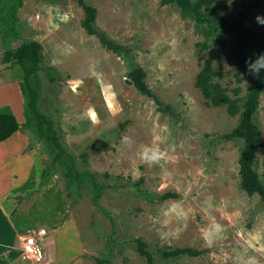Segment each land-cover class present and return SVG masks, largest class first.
I'll return each mask as SVG.
<instances>
[{
	"label": "rangeland",
	"instance_id": "rangeland-1",
	"mask_svg": "<svg viewBox=\"0 0 264 264\" xmlns=\"http://www.w3.org/2000/svg\"><path fill=\"white\" fill-rule=\"evenodd\" d=\"M85 1L96 8L94 27L131 51L172 113L127 83L128 62L84 31L75 0H22L18 36L0 38V112L21 124L20 150L11 141L0 144V264H94L95 257L145 264L137 238L154 264H264V204L240 187L241 139L226 137L240 113L206 105L194 84L208 52L197 46L203 35L193 18L174 2ZM245 2L216 0L204 12L264 34L254 19L264 15V5L247 11ZM8 6L0 0L3 14ZM24 38L41 44L42 69L31 82L40 92L39 110L53 120L66 150L46 178L41 171L51 155L44 130L24 113L21 69L1 61ZM47 66L56 80L48 79ZM214 66L223 75L213 80L242 108L251 82L229 43ZM253 118L264 142V89ZM74 169L94 173L106 186L99 207L89 183L68 173ZM254 169L264 183V145L256 148ZM164 192L176 196L159 199ZM40 227L47 231L44 254L34 261L22 252L20 236ZM163 247L200 253L162 258Z\"/></svg>",
	"mask_w": 264,
	"mask_h": 264
},
{
	"label": "trees",
	"instance_id": "trees-1",
	"mask_svg": "<svg viewBox=\"0 0 264 264\" xmlns=\"http://www.w3.org/2000/svg\"><path fill=\"white\" fill-rule=\"evenodd\" d=\"M9 6L6 13L0 11V38L10 41L18 36L16 9L22 0H8ZM83 10L81 26L88 35H94L99 43L113 53L120 55L129 64L126 75L127 83L142 95L151 98L159 111L172 113V108L165 104L151 90L147 84L144 69L135 62L131 51L124 45L110 39L104 32L94 27L96 8L85 0H75ZM216 0H161V3H177L184 16H190L195 21L198 31L203 39L197 43L200 50L208 52V59L195 76L194 84L200 90L206 105H226L230 115L240 113L237 125L226 134L229 139H241V148L238 159L240 187L248 195L258 194L264 204V183L254 169L256 159V148L263 146L264 142L259 139V127L254 121V114L258 106V98L264 89V74L255 78L246 71L245 60L255 58L253 53L264 52V34L258 33L252 28L231 21L229 16L206 14L204 9L211 6ZM264 5V0H246L244 7L247 11ZM229 43L232 53L239 62L241 69L250 79L249 89L244 95L242 108L237 98H231L226 88L214 77H222L223 73L214 63L220 59ZM6 65L17 64L21 69L22 79L20 87L24 96V113L31 117L34 126L44 130L46 147L51 155V164L41 171V177L46 178L52 171V166L61 163L66 155V150L60 140L53 120L39 110L40 92L37 85L31 82V78L37 76L38 70L42 69L41 44L33 39L24 38L19 45L12 50H7L1 59ZM50 81L57 79V74L51 66L45 68ZM20 122L11 113L0 112V142L9 138L20 127ZM68 173L78 182L87 181L90 185L91 197L94 204L99 207V199L106 186L97 181V177L90 171L69 170ZM173 192H164L159 199L175 197ZM135 249L141 255L145 264H154L155 256L149 250L147 244L141 239H135ZM200 252L190 248L163 247L158 250L162 258H175L183 254L197 255ZM109 257H95L94 264H109Z\"/></svg>",
	"mask_w": 264,
	"mask_h": 264
},
{
	"label": "built area",
	"instance_id": "built-area-1",
	"mask_svg": "<svg viewBox=\"0 0 264 264\" xmlns=\"http://www.w3.org/2000/svg\"><path fill=\"white\" fill-rule=\"evenodd\" d=\"M47 236L44 227H40L36 232H27L21 237V249L25 256L30 257L34 261H40L43 258L44 248L42 239Z\"/></svg>",
	"mask_w": 264,
	"mask_h": 264
},
{
	"label": "clouds",
	"instance_id": "clouds-1",
	"mask_svg": "<svg viewBox=\"0 0 264 264\" xmlns=\"http://www.w3.org/2000/svg\"><path fill=\"white\" fill-rule=\"evenodd\" d=\"M254 19L257 24L264 26V15L257 13ZM253 56L255 57L254 59L247 58L245 60L246 71L253 77L259 78L264 74V52L253 53ZM155 158L157 157L154 155L153 159Z\"/></svg>",
	"mask_w": 264,
	"mask_h": 264
},
{
	"label": "crops",
	"instance_id": "crops-1",
	"mask_svg": "<svg viewBox=\"0 0 264 264\" xmlns=\"http://www.w3.org/2000/svg\"><path fill=\"white\" fill-rule=\"evenodd\" d=\"M18 133H19V134H18ZM17 135H18V136H17ZM13 139H15L14 142H13ZM18 139H21V136H20V128H19L16 132H14L9 138H7L6 140L0 142V144H6V143H9V142L11 141V146H12V147H18V149L20 150L21 145L18 146L17 143H16V140H18ZM19 157H21V158H25V157H27V154L20 153V156H19ZM22 236H23V235L20 236V247H21V237H22ZM43 248H44V247H43ZM21 250H22V249H21ZM22 252H23V251H22Z\"/></svg>",
	"mask_w": 264,
	"mask_h": 264
}]
</instances>
